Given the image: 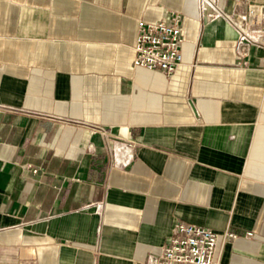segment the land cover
<instances>
[{
    "label": "crops",
    "instance_id": "crops-1",
    "mask_svg": "<svg viewBox=\"0 0 264 264\" xmlns=\"http://www.w3.org/2000/svg\"><path fill=\"white\" fill-rule=\"evenodd\" d=\"M250 4L254 41L218 16ZM173 13L181 64L135 68ZM176 224L264 264V0H0V264H149Z\"/></svg>",
    "mask_w": 264,
    "mask_h": 264
},
{
    "label": "built area",
    "instance_id": "built-area-1",
    "mask_svg": "<svg viewBox=\"0 0 264 264\" xmlns=\"http://www.w3.org/2000/svg\"><path fill=\"white\" fill-rule=\"evenodd\" d=\"M261 6L250 4L244 17L223 16L240 32L241 39L254 41V28L261 22ZM182 17L173 13L167 21L153 23L138 22L133 46V66L147 70H158L170 76L182 62ZM225 238L238 237L228 233ZM247 233L245 238H250ZM218 235L209 229L176 224L169 243L162 247L159 255L149 264H216Z\"/></svg>",
    "mask_w": 264,
    "mask_h": 264
}]
</instances>
